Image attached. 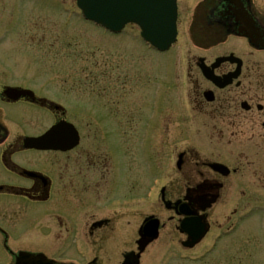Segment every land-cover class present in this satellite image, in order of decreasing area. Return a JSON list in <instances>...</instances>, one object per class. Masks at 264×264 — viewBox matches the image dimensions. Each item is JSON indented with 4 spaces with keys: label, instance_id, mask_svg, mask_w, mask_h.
Returning <instances> with one entry per match:
<instances>
[{
    "label": "flooded vegetation",
    "instance_id": "obj_1",
    "mask_svg": "<svg viewBox=\"0 0 264 264\" xmlns=\"http://www.w3.org/2000/svg\"><path fill=\"white\" fill-rule=\"evenodd\" d=\"M191 2L189 31L206 37L194 44L199 52L170 98L175 106L154 110L146 122L128 123L124 116L119 124L94 119L84 128L74 121L80 110L39 96L2 97L18 110L0 109V264H31L28 254L73 264H135L151 220L158 221L159 236L140 264L161 238L172 242L180 233L187 239L186 219L203 218L215 253L248 222L251 237L257 229L264 235V0ZM214 35L227 38L213 42ZM220 58L229 59L217 64ZM56 127L41 147L26 143ZM124 128L138 136L134 155ZM149 166L164 176L143 186ZM126 178L128 192L116 193ZM255 216L258 227L251 223Z\"/></svg>",
    "mask_w": 264,
    "mask_h": 264
},
{
    "label": "rangeland",
    "instance_id": "obj_2",
    "mask_svg": "<svg viewBox=\"0 0 264 264\" xmlns=\"http://www.w3.org/2000/svg\"><path fill=\"white\" fill-rule=\"evenodd\" d=\"M60 1L56 7L38 0H15V9L10 8L11 0L0 3L1 110L17 109L2 101L4 87L15 85L30 87L69 110H80L81 115L74 121L84 128L94 119L119 124L124 116L128 123L146 122L152 106L155 109L156 97L160 104L156 110L172 108L170 98L177 97L188 60L199 52L194 48L197 34L189 31L188 0H181L180 38L168 54L145 48L140 36L135 38L138 32L133 28L117 36L107 35L76 14L71 1ZM191 1L192 7L197 0ZM175 81L178 85L173 88ZM20 107L31 110L27 105ZM123 132L125 147L134 155L133 143L137 145L138 136L125 128ZM147 170L142 176L143 186L156 176H164L154 166ZM129 180L124 179L116 193L128 192ZM252 222L258 227L259 218L253 217ZM249 225L250 222L241 235L226 239L216 253L202 259L191 260L205 250L211 235L192 250L182 248L180 241L186 239L183 234L178 233L175 240L167 243L161 238L144 256L143 264H264V235L260 237L261 230L257 229L251 237Z\"/></svg>",
    "mask_w": 264,
    "mask_h": 264
},
{
    "label": "water",
    "instance_id": "obj_3",
    "mask_svg": "<svg viewBox=\"0 0 264 264\" xmlns=\"http://www.w3.org/2000/svg\"><path fill=\"white\" fill-rule=\"evenodd\" d=\"M78 4L85 18L114 32L128 23L138 24L145 41L161 51L177 40V0H78ZM145 238L144 246L154 239L150 233Z\"/></svg>",
    "mask_w": 264,
    "mask_h": 264
}]
</instances>
